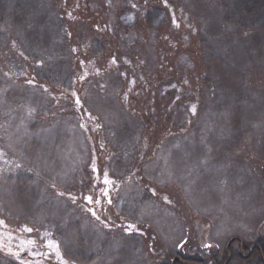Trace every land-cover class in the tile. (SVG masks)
Instances as JSON below:
<instances>
[{"label":"rangeland","instance_id":"374dc122","mask_svg":"<svg viewBox=\"0 0 264 264\" xmlns=\"http://www.w3.org/2000/svg\"><path fill=\"white\" fill-rule=\"evenodd\" d=\"M138 1L0 0V264H264V0Z\"/></svg>","mask_w":264,"mask_h":264},{"label":"trees","instance_id":"16d2710c","mask_svg":"<svg viewBox=\"0 0 264 264\" xmlns=\"http://www.w3.org/2000/svg\"><path fill=\"white\" fill-rule=\"evenodd\" d=\"M138 1V0H137ZM139 3H141L142 5H149V9H151V10H156V11H160V10H164V11H166L164 8L163 9H160V7L162 6L161 5V0H158L157 2L155 1V3L153 4V5H150V1H147V0H140V1H138ZM62 3H63V1H62ZM64 3H66L65 2V0H64ZM67 4V3H66ZM158 4H159V6H158ZM147 8H148V6H147ZM106 9V8H105ZM144 9H146V6L144 7ZM148 9V11H145V15L147 16L149 13H150V10ZM168 11H169V13L171 12V9H169L168 8ZM168 13V12H167ZM92 16V15H91ZM93 18H96V16H94ZM97 19V18H96ZM98 21H100V26H102L103 24H104V22L103 21H101V18H99V19H97ZM86 21L87 22H90V21H93V20H91V18L89 19V21H88V18L86 19ZM94 22V21H93ZM103 23V24H102ZM97 23L96 22H94V25H92V23H89V25L93 28V27H97V29L102 33V35L103 36H105V37H107L108 35H107V31H104V30H102L101 31V29L103 28V26H102V28L101 27H98L97 25H96ZM94 29V28H93ZM96 29V28H95ZM95 29H94V31H95ZM151 29L149 28V31H150ZM181 30V29H180ZM148 31V32H149ZM180 34H181V32L180 31H178ZM184 35V37L185 36H187L188 35V31H187V34L185 33V34H183ZM162 44H164V48L162 47V48H160V51H158V59L162 62V63H160V61H159V67H162V70L164 71V70H166L167 72H168V70H171V72H168V76L167 77H165L164 79H162V80H159V83H158V85H157V87H156V90L154 89V87L152 88L150 85H153V83H150V84H147V85H145L144 84V81L143 80H141V77L138 75V77H140V78H137V77H135V75L134 74H132V72H135L136 70L134 69V70H130L129 71V68L128 67H125V68H122V74H124V76H126V78H125V81L126 82H128V81H131L132 82V80H135V89H137V91H134V93H130V91L129 92H126V93H128L127 95H128V97L130 98L129 100L133 103H136L137 105H141V103H143L144 105H148L149 106V103H153L154 102V100H155V97H156V95H154L155 94V91L156 92H158V94L159 95H161V93H162V88L163 87H165L166 86V82H168V80H170V79H168V78H177L179 81V83L181 84V85H179V86H182L183 88H185V90L186 91H188L189 93H193V94H197L198 92H196V90L195 89H188V87H187V85L185 84L186 82L184 81V78H185V74L184 73H186L188 70H186L185 69V67H183L182 65H179V63L175 60V63H174V65H173V63H171V61H167V63H168V66H164L163 65V63L165 62V57H166V53H175V52H178L179 50L181 51V49H182V47L181 48H179V47H176L175 45H174V43L171 41V42H169L168 40H163L162 41ZM114 44L112 43V46H111V50H109L107 53H106V55H105V61H104V64H105V66H108L109 65V61H110V59H112L113 58V56H118V54H120V50L118 49V47L117 46H115V48L113 49V46ZM166 49V50H165ZM179 51V52H180ZM182 52L184 53H187V56H191V55H193V53H192V51H188V50H183L182 49ZM168 56V55H167ZM168 58H169V56H168ZM118 62V61H117ZM111 63V62H110ZM135 64H137V60H136V62H135ZM122 65H123V63H122ZM121 65V66H122ZM142 66H140V68H141ZM174 67H177V70H178V74L180 73V75H175V73H173V68ZM119 69H121V68H119ZM176 70V71H177ZM121 71V70H120ZM166 71H164V72H166ZM181 73H183V75H181ZM178 76V77H177ZM180 76V77H179ZM153 82V81H152ZM171 82V81H170ZM166 83V84H165ZM169 83V82H168ZM176 85V87H177V85H178V83L177 82H172V84H170V85ZM125 88H126V91H128L129 89H130V86H128V83H126V85H125ZM174 91H176V90H174ZM144 94V96H143V98H141L140 96H142V95ZM131 95V96H130ZM133 95V96H132ZM186 100H188L187 98H186ZM188 101H190V100H188ZM172 103H173V101H171V100H168L165 104H161V108H162V110H164L165 111V116H167L168 114H169V112H170V109H171V106H172ZM140 109V110H139ZM139 109L138 110H136V109H133L132 110V112L133 111H135L136 112V116L138 117V118H141L142 117V119L144 118V114L146 113V112H148V111H150V107H148V110L146 109V111H144L145 109H142L141 107H139ZM138 111H141L142 112V114H141V116L140 115H138ZM226 257H225V261L226 260H228L229 259V253L227 252L226 253V255H225ZM182 259H184V261L183 262H181V260H177V259H174V261L173 262H171V264H186V262L187 261H189V262H193V261H196V260H198V259H196V258H192V257H183V255H182ZM195 259V260H194ZM253 264H262V259H261V257H260V254L258 253V256H257V258H256V260H254V262H253Z\"/></svg>","mask_w":264,"mask_h":264},{"label":"flooded vegetation","instance_id":"af4514ba","mask_svg":"<svg viewBox=\"0 0 264 264\" xmlns=\"http://www.w3.org/2000/svg\"><path fill=\"white\" fill-rule=\"evenodd\" d=\"M241 249H244V244L242 243L241 245ZM255 247H257V246H255ZM251 250H249L248 251V253L247 254H250V252H252L253 251V249L254 248H250ZM243 254V253H242ZM258 254V253H257ZM243 256H244V254H243ZM246 256V255H245ZM230 258H231V254H229V259L228 260H226V261H224L223 262V264H227L228 263V261L230 260ZM256 258H257V255H255V260H256ZM177 259V258H176ZM253 262H254V260L252 259L251 261H248V263H244V264H253ZM210 264H214L213 262H211ZM238 264H240V263H238Z\"/></svg>","mask_w":264,"mask_h":264},{"label":"snow or ice","instance_id":"6c2138e0","mask_svg":"<svg viewBox=\"0 0 264 264\" xmlns=\"http://www.w3.org/2000/svg\"><path fill=\"white\" fill-rule=\"evenodd\" d=\"M105 183H108V181L106 180ZM89 201H90V198H89ZM133 228V226H129V229L131 230ZM30 231V230H29Z\"/></svg>","mask_w":264,"mask_h":264}]
</instances>
